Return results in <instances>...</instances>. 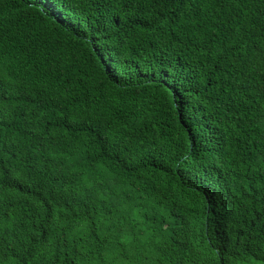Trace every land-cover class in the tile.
Listing matches in <instances>:
<instances>
[{
  "label": "trees",
  "instance_id": "1",
  "mask_svg": "<svg viewBox=\"0 0 264 264\" xmlns=\"http://www.w3.org/2000/svg\"><path fill=\"white\" fill-rule=\"evenodd\" d=\"M0 264H264V0H0Z\"/></svg>",
  "mask_w": 264,
  "mask_h": 264
}]
</instances>
